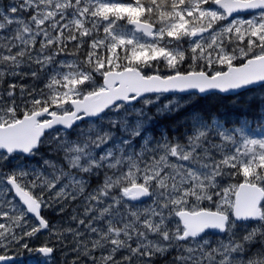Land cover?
<instances>
[{
	"label": "snow or ice",
	"instance_id": "1",
	"mask_svg": "<svg viewBox=\"0 0 264 264\" xmlns=\"http://www.w3.org/2000/svg\"><path fill=\"white\" fill-rule=\"evenodd\" d=\"M255 85L264 0H0V262L71 236L70 264H264ZM212 92L258 116L192 107Z\"/></svg>",
	"mask_w": 264,
	"mask_h": 264
},
{
	"label": "trees",
	"instance_id": "2",
	"mask_svg": "<svg viewBox=\"0 0 264 264\" xmlns=\"http://www.w3.org/2000/svg\"><path fill=\"white\" fill-rule=\"evenodd\" d=\"M186 68H183V70ZM27 82V81H24ZM253 94L257 97L264 95V86H260L257 88L246 90L239 95L241 96V103H243V96ZM184 96V95H182ZM163 98H172L171 95H165ZM186 98V96H185ZM236 99V95L232 96H225L218 93H211L206 96H200L196 100V102L192 105V107L204 110L205 112H215L220 113L219 115H222L221 117L228 121L229 124H231L232 121L238 120L241 116H247L249 118H256L258 116L257 109L260 107L258 102H253L250 107H248L246 110L241 107H234L231 104V101ZM162 102V99H161ZM214 106V107H213ZM217 106V107H216ZM150 114L155 113V106H150L148 109ZM191 108L185 109L184 111L177 113L173 116H164V117H155V126L154 130L159 129L161 127L168 129L169 136L173 135V125L176 124V122L185 114L186 111H190ZM210 110V111H209ZM215 110V111H214ZM218 111V112H217ZM225 112V114H224ZM226 115V116H224ZM163 119V120H162ZM174 119V120H173ZM177 120V121H175ZM18 202V201H17ZM205 206H208L205 204ZM72 207H75V205H72ZM45 216L49 217L51 219L52 213L49 209H44ZM60 217V223L61 227L71 226L75 227V223H68V218L71 215V208H69V211L63 213V214H57ZM67 216V217H66ZM55 217V216H54ZM3 222V221H0ZM53 223V222H52ZM211 238H215L217 234L209 233ZM44 237V235L42 236ZM55 238H53L54 240ZM38 240V239H37ZM72 237L68 236L67 240L65 241L66 246L63 245H57V250L59 253L64 252L69 254V257L72 259L74 258V254L72 253ZM39 245V244H38ZM30 248L37 247V244L34 242L29 243ZM64 249V250H63ZM8 253H17L19 254V259L14 264H32L29 260L30 252L26 251L20 246H13L11 249L8 250ZM58 253V254H59ZM0 254H4L3 252H0ZM174 254V253H173ZM168 259V257L164 259H158L156 261V264H165V260ZM163 262V263H162ZM36 264H42V263H36ZM50 264H55V260H51Z\"/></svg>",
	"mask_w": 264,
	"mask_h": 264
},
{
	"label": "rangeland",
	"instance_id": "3",
	"mask_svg": "<svg viewBox=\"0 0 264 264\" xmlns=\"http://www.w3.org/2000/svg\"><path fill=\"white\" fill-rule=\"evenodd\" d=\"M3 3L5 4V5H7V3H8V0H3ZM182 68H187V65H184ZM181 68V69H182ZM161 69H162V71H164L165 73H166V71L167 70H165V69H163V65H161ZM168 99H171V98H162V102H161V100L159 101V103H161V104H163L164 102H166V100H168ZM137 106H139V105H137ZM150 112V111H149ZM96 179L94 178L93 179V186H95V184H96ZM50 210V212L52 213V217H51V220H52V222H53V224H55L57 227H61V223H60V217L57 215L58 213L55 211H53L52 209H49ZM52 210V211H51ZM55 216V217H54ZM57 219V220H56ZM66 227H68L67 225H66ZM44 235V237H42ZM48 237H47V233H43V234H41L40 235V237H39V239L38 240H35L34 241V243H36L37 244V246H38V244H40V243H42L45 239H47ZM59 253V252H58ZM57 253V256H53L52 258H53V260H55V264H70V262L72 261V258L71 257H69V254H67V253H64V252H60L59 254ZM8 254H11V255H14V256H17L18 257V255L19 254H17V253H8ZM30 263H32V264H35V263H42V264H48V262L47 261H45L42 257L41 258H39V256L37 255V254H35V253H30V255H29V260H28ZM50 261H51V259H50Z\"/></svg>",
	"mask_w": 264,
	"mask_h": 264
},
{
	"label": "water",
	"instance_id": "4",
	"mask_svg": "<svg viewBox=\"0 0 264 264\" xmlns=\"http://www.w3.org/2000/svg\"><path fill=\"white\" fill-rule=\"evenodd\" d=\"M256 86H259V85L252 86L251 88L256 87ZM245 90H247V89L236 90V92H237V93H240V92H243V91H245ZM212 93H213V92H212ZM208 94H209V93L200 94V95H201V96H205V95H208ZM221 94H224V95H230V94H233V93L229 92V93H221ZM42 214H43V209H42ZM211 232H215V231H214V230H211ZM13 259H14V257H13ZM13 259L8 260V261H6V262H0V264L7 263V262H11V261H13Z\"/></svg>",
	"mask_w": 264,
	"mask_h": 264
},
{
	"label": "bare ground",
	"instance_id": "5",
	"mask_svg": "<svg viewBox=\"0 0 264 264\" xmlns=\"http://www.w3.org/2000/svg\"><path fill=\"white\" fill-rule=\"evenodd\" d=\"M214 107V106H213ZM217 107V106H216ZM210 111V110H209ZM215 111V110H214ZM218 112V111H217ZM220 114V113H219ZM224 114H225V112H224ZM220 116H222V115H220ZM224 116H226V115H224ZM158 118V117H157ZM180 119V118H179ZM163 120V119H162ZM174 120V119H173ZM175 121H177V120H175ZM71 208V207H70ZM52 211V210H51ZM55 212V211H54ZM52 217V216H51ZM67 217V216H66ZM57 220V219H56ZM64 250V249H63ZM57 256V255H56ZM163 263V262H162ZM26 264V263H25Z\"/></svg>",
	"mask_w": 264,
	"mask_h": 264
},
{
	"label": "flooded vegetation",
	"instance_id": "6",
	"mask_svg": "<svg viewBox=\"0 0 264 264\" xmlns=\"http://www.w3.org/2000/svg\"><path fill=\"white\" fill-rule=\"evenodd\" d=\"M57 255V252L54 254V256H56Z\"/></svg>",
	"mask_w": 264,
	"mask_h": 264
}]
</instances>
